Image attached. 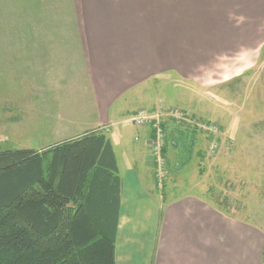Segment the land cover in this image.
<instances>
[{"label":"crops","instance_id":"0c3cea01","mask_svg":"<svg viewBox=\"0 0 264 264\" xmlns=\"http://www.w3.org/2000/svg\"><path fill=\"white\" fill-rule=\"evenodd\" d=\"M146 1L84 0L81 4L80 0L82 20L76 14L69 23L79 30L77 39L44 35L29 48L31 56H39L38 64L31 61L36 67L55 65L60 82L69 87L61 91L66 95H46L45 114L59 116L63 108L73 106L79 124L85 125L82 131L54 137L58 142L52 146L96 134L98 129L110 140L117 166L114 175L120 180L115 264H263L264 232L239 226L236 218L193 190L199 182L159 181L152 159L153 129L122 121L148 108L162 114V123L171 117L166 112L174 107L166 97L157 95L151 103L147 85L152 80H174L179 74L215 85L208 78L217 75L216 68L209 72L211 76L203 70L215 62L221 69L214 56L219 43L203 31L186 29L188 20L174 21V9L161 11L167 18L161 23L158 12L162 5ZM71 2V7L76 6ZM56 26L64 27L61 23ZM228 71L232 76L240 74L237 69ZM142 101L147 104L141 105ZM113 123L117 124L111 126ZM169 123L172 121H166V126ZM52 146L33 150L45 153ZM46 155L44 167L48 169L53 153ZM94 171L85 180V193ZM183 185L190 187L188 191Z\"/></svg>","mask_w":264,"mask_h":264},{"label":"rangeland","instance_id":"374dc122","mask_svg":"<svg viewBox=\"0 0 264 264\" xmlns=\"http://www.w3.org/2000/svg\"><path fill=\"white\" fill-rule=\"evenodd\" d=\"M73 2L77 13L76 6H70L71 0H0V150L48 149L58 142L54 137L85 128L79 124L73 106L63 108L59 116L45 114L46 95H66L61 91L69 87L60 82L55 65L39 69L32 63L38 64L39 56L29 54V48L44 35L77 39L79 30L69 23L76 14L81 19L80 0ZM146 2L162 5L158 12L161 23L167 20L161 11L174 9V21L188 20L184 22H189L186 29L203 31L219 43L214 56L221 62L219 70L216 62L202 69L211 76V69L216 68L217 75L207 77L215 85H203L179 74L174 80L159 77L147 85L151 103L157 95L166 97L173 109L185 110L184 117L197 115L215 125L209 133L185 118H166L164 123H172L164 130L163 155L169 164L163 180L199 182L193 190L236 218L239 226L264 232V0ZM6 5L10 22L1 14ZM59 23L64 27L56 26ZM228 69H237L240 74L232 76ZM189 136L194 139L192 152L185 143ZM187 185H183L185 192L190 188Z\"/></svg>","mask_w":264,"mask_h":264},{"label":"trees","instance_id":"16d2710c","mask_svg":"<svg viewBox=\"0 0 264 264\" xmlns=\"http://www.w3.org/2000/svg\"><path fill=\"white\" fill-rule=\"evenodd\" d=\"M94 132L45 153L0 150V264H115L120 180L110 140ZM185 143L192 152L194 139Z\"/></svg>","mask_w":264,"mask_h":264},{"label":"built area","instance_id":"2783aa9c","mask_svg":"<svg viewBox=\"0 0 264 264\" xmlns=\"http://www.w3.org/2000/svg\"><path fill=\"white\" fill-rule=\"evenodd\" d=\"M161 110V109H160ZM169 115L175 118L182 117L185 118L188 123H193L197 126L198 129L202 131H208L209 133H213L215 125L211 124L209 121H204L199 118L189 119L183 116L184 112L181 109H169ZM122 121L130 122L138 127L149 126L154 131V138L151 139V147H152V159L155 165V174L159 181H164L163 179L167 176V160L164 158L163 151L166 145V141L164 140V129L162 126V114L152 113L148 109H141L137 113L125 116L122 118ZM117 123L111 124V126H115ZM163 149V150H161ZM167 178V177H166ZM165 178V179H166Z\"/></svg>","mask_w":264,"mask_h":264}]
</instances>
